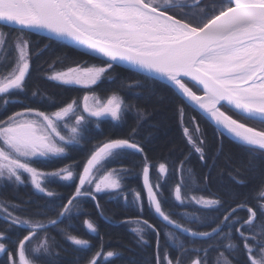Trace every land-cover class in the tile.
<instances>
[{
	"label": "snow or ice",
	"instance_id": "obj_1",
	"mask_svg": "<svg viewBox=\"0 0 264 264\" xmlns=\"http://www.w3.org/2000/svg\"><path fill=\"white\" fill-rule=\"evenodd\" d=\"M9 28L17 33L12 44L4 31ZM33 33L45 35L49 44L30 51ZM52 42L82 50L100 64L74 62L75 66L53 69L47 75L49 81L60 85L89 89L81 102L72 100L51 112L25 105L0 118V188L5 183L17 188L30 184L35 195L50 198L29 212L28 201L15 203L0 196V224L4 225L0 227V264H58L59 245L51 235L53 229L78 250L89 249L90 241L82 238L72 223L84 214L82 224L87 232L99 234L83 207L88 200L95 202L99 216L108 223L113 218L100 204L101 196L122 200L142 214L144 196L126 183L134 174L142 175L147 206L164 225L163 251L161 230L142 215L126 217L120 223L129 225L141 247L149 246L147 232L155 233V264H264V168L259 163L264 161V130L249 127L221 110L227 106L242 120L264 125V0H227L218 9L213 6L211 13L203 0H0V57L13 47L16 53L11 70L0 73V112H6L10 104L24 103L15 94L27 91L32 56H39ZM64 59L57 56L54 63H64ZM115 66H126L135 76L161 83L182 101L178 112L191 148L172 165V173L180 179L169 187L170 197H174L171 208L161 183L170 167L166 162L153 163L137 139L146 111L127 102L119 91L106 97L95 91V86L108 80L138 96L143 94L137 91L142 88L141 80L117 82L111 74ZM154 93L155 89L150 92ZM31 96L51 99L38 87ZM185 106L202 110L221 135L246 147V169L254 173L253 179L256 175L260 178L254 206L247 194L236 190L247 186L249 177L243 167L235 166L229 171L235 187H225L224 194L237 203L224 209L222 218L213 215L224 207L222 197L209 188L220 150L209 163L204 139L193 138L183 126ZM133 110L137 127L126 137L92 144L82 171L74 163L50 170L39 167L65 158L74 147L91 143L93 126L98 130L101 121L123 122ZM69 117L74 121L69 122ZM194 131L199 133L198 125ZM128 152L140 154V173L109 167ZM193 152L207 169L203 175L191 165ZM153 168L158 172L155 183L150 180ZM56 182L74 184L75 191L66 202L52 187ZM242 210L247 213L244 217L239 215ZM14 229L26 234L13 239L9 233ZM119 255L101 248L85 264H98L102 256L107 264ZM74 264H81L80 258ZM144 264L152 262L145 259Z\"/></svg>",
	"mask_w": 264,
	"mask_h": 264
},
{
	"label": "trees",
	"instance_id": "obj_2",
	"mask_svg": "<svg viewBox=\"0 0 264 264\" xmlns=\"http://www.w3.org/2000/svg\"><path fill=\"white\" fill-rule=\"evenodd\" d=\"M206 7V11L211 13L213 6L217 9L221 3H227V0H203ZM176 15H184L183 13L177 12ZM194 20H199V17H193ZM8 32V42L12 44V38L17 34L13 29H4ZM29 39L31 40L30 51L38 50L43 48L46 44H49L47 38L31 34ZM16 53L14 47L10 48L7 54L0 57V73L10 71L11 67L15 63ZM57 56L64 59V63L55 62ZM74 62L84 64L87 62L88 65H99L100 61L93 59L83 53H80L68 46L61 45L59 43L52 42L50 46L39 56H32L30 76L27 78V91L24 93H16L15 95L24 101V103L10 104L6 112H0V118L10 114L12 111L22 109L25 105L33 108H38L42 111H55L59 107L64 106L66 103L72 100L81 102L82 97L85 93L89 92V89L69 87L56 83H52L47 79V75L56 70H64L69 66H75ZM50 65L52 67H50ZM112 77L117 82L128 79H136L142 81V95H136L134 91H129L119 87L118 83H111L108 80H104L95 86V91L101 97H106L112 91H119L123 98L132 104L137 105L140 109L146 111V118L141 121L137 139L144 145L148 157L153 163L166 162L170 167V173L166 178H161V183L164 185L163 191L164 196L169 197V207H173L172 201L174 197H170L169 187L174 185L179 179L178 174H173L171 169L174 163L178 164L179 160L183 158V154H186L191 146L188 144L186 137L184 136L183 127L181 123V116L178 112V106L182 104L173 93L161 83H153L150 80H144L141 76H135L133 72L122 69L115 66L111 70ZM39 88L41 91L46 92L48 97L43 101L31 96L32 90ZM155 89L154 94L150 92ZM223 110L225 108H222ZM228 111L227 109H225ZM241 121L249 124V126L257 129L264 130V125L256 122H250L242 120L241 117L228 111ZM195 118V123L193 119ZM183 126L190 129L193 138L200 136L205 141L207 155L209 157V163L211 158L216 156L217 150L219 149V155L216 156L217 167L212 169L211 176L212 180L209 184V188L212 192L220 195L224 201V207L219 213H213V215H219L222 218L224 209L234 207L236 205L235 200H230L224 194L225 187H235L229 178V171L232 167L241 166L244 168L245 174L249 177L247 186L237 187L236 190L245 193L249 196L250 204H255V189L260 182V178L256 175L253 179V172H249L246 169V165L249 159V153L245 146L233 142L226 138L224 135L214 128L208 121H206L200 114L194 111L192 108L185 106V114L183 116ZM196 125L199 126V133L194 131ZM133 127H137V113L135 110L130 111L126 114L125 120L120 123H114L111 120H103L100 123L98 130L93 126V132L91 133V143L85 144L82 147H74L70 151L69 155L63 159L55 160L49 164H41L39 167L41 170H50L64 164L74 163L77 170L82 171L83 164L86 162V156L88 155L89 149L92 144H96L107 138H123L126 137ZM141 156L140 154L128 152L124 154L120 159L113 161L109 167H126L134 169L135 173H140L141 167ZM260 167L264 168V161L259 162ZM191 165L194 170L201 175L207 172V169L201 166V161L198 158V154L193 152L191 156ZM158 172L155 168L150 170V179L153 183L156 182ZM78 183V181L76 182ZM126 183L132 187L141 191L144 196V211L141 214L135 207H126L123 201L109 200L108 197L101 196L99 202L102 205L105 213L112 216L113 222L108 223L102 219L95 207V202L88 200L84 203L83 207L86 210V214L98 226V235L89 234L86 228L82 224V220L85 215L82 214L78 218H74L72 223L76 226L79 234L82 238H86L90 241L91 247L87 250H78L75 246L71 245L70 242L64 240L59 232L55 229L52 230L51 235L55 237L59 247L58 264H74L76 258H80L81 264H85L96 251L103 249V252L108 250H115L119 252L116 258H110L107 264H144L145 259H150L152 264H155V253H156V238L155 233L148 231L147 239L149 240L148 247H141L136 243V237L134 233L129 230V225L120 223V221L126 217H137L141 216L152 223L156 228L161 230V252L163 251L164 244V225L159 218L154 214V211L149 210L147 206L146 193L143 189V178L142 175L134 174L129 178ZM52 187L60 194V197L66 202V198L69 197L75 191L74 184H68L67 182H56L52 184ZM0 196L13 201L15 203H22L28 201L29 212L36 211V205H43L44 199L34 194V189L30 184L19 186L18 188L12 184L5 183V186L0 188ZM60 200L57 199V203ZM175 211L180 212L181 209L175 208ZM52 215V213H49ZM240 216L244 217L247 215L246 210H242L239 213ZM67 223V222H66ZM0 224V227H3ZM135 226V225H133ZM60 227H65V224H61ZM201 230H208L201 228ZM26 234L23 230L14 229L9 235L16 239L17 236ZM9 247L15 249L14 244H10ZM171 251V250H170ZM172 255H175L172 252ZM215 253H211L214 256ZM187 260V258H186ZM98 264H105V258L102 256L98 260Z\"/></svg>",
	"mask_w": 264,
	"mask_h": 264
},
{
	"label": "water",
	"instance_id": "obj_3",
	"mask_svg": "<svg viewBox=\"0 0 264 264\" xmlns=\"http://www.w3.org/2000/svg\"><path fill=\"white\" fill-rule=\"evenodd\" d=\"M33 34H35V35H39V36H42V37H45L46 38V36L45 35H43V34H36V33H33ZM68 47H70V48H72V49H74V50H76V51H78V52H80V53H83V51L82 50H79V49H76L75 47H72V46H68ZM84 54V53H83ZM86 55V54H85ZM87 56H89V57H92V56H90V55H87ZM93 58V57H92ZM117 67H120V68H122V69H125V70H128L127 69V67L126 66H117ZM128 71H130V70H128ZM197 94H202V93H197ZM191 108V107H190ZM225 109H227L228 111H230V112H232L233 114H235L236 115V113L234 112V111H232V110H230L227 106H225L224 107ZM193 109V108H192ZM222 110V109H221ZM194 111H196L198 114H200L206 121H208L214 128H216L217 129V127H216V125H215V122L214 121H211L209 118H206V115L207 114H203L202 113V110H194ZM223 111V110H222ZM226 113V112H225ZM227 114V113H226ZM228 115V114H227ZM238 116V115H237ZM240 117V116H239ZM220 132V131H219ZM221 133V132H220ZM226 138H228L229 140H231V141H233V142H235L232 138H230L228 135H224ZM236 143H238V142H236ZM238 144H240V143H238Z\"/></svg>",
	"mask_w": 264,
	"mask_h": 264
},
{
	"label": "rangeland",
	"instance_id": "obj_4",
	"mask_svg": "<svg viewBox=\"0 0 264 264\" xmlns=\"http://www.w3.org/2000/svg\"><path fill=\"white\" fill-rule=\"evenodd\" d=\"M50 82H52V83H56V82H54V81H50ZM56 84H58V83H56ZM73 87H77V88H81V87H78V86H73ZM82 101V100H81ZM92 101L90 100L89 101V103H91ZM223 110V109H222ZM81 111H82V108H81ZM224 112H226L229 116H231L232 118H234V119H237L239 122H242V123H245V122H243V121H241L239 118H237V117H235V116H232L230 113H228L227 111H225V110H223ZM86 115V114H85ZM68 120H69V122H73L74 121V117H69V118H67ZM106 120H110V119H106ZM246 124V123H245ZM247 126H249V124H246ZM249 127H251V126H249ZM257 130V129H256ZM66 131V130H65ZM151 180V179H150Z\"/></svg>",
	"mask_w": 264,
	"mask_h": 264
},
{
	"label": "flooded vegetation",
	"instance_id": "obj_5",
	"mask_svg": "<svg viewBox=\"0 0 264 264\" xmlns=\"http://www.w3.org/2000/svg\"><path fill=\"white\" fill-rule=\"evenodd\" d=\"M195 90V89H194ZM199 93V92H198ZM225 110V109H224ZM226 111V110H225ZM228 112V111H227ZM229 113V112H228ZM231 114V113H230ZM232 115V114H231ZM232 116H234V115H232Z\"/></svg>",
	"mask_w": 264,
	"mask_h": 264
}]
</instances>
